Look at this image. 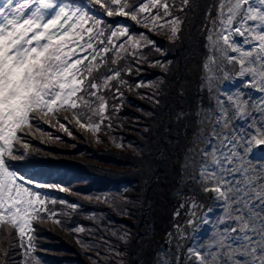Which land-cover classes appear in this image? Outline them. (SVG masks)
<instances>
[{
	"label": "snow or ice",
	"instance_id": "snow-or-ice-1",
	"mask_svg": "<svg viewBox=\"0 0 264 264\" xmlns=\"http://www.w3.org/2000/svg\"><path fill=\"white\" fill-rule=\"evenodd\" d=\"M189 4L190 0H0V231L9 237L8 246L0 248V264H10V253L17 248L21 264H33L35 224H61V213L49 207L57 201L40 189L69 191L40 184L13 167L12 161L31 150L28 138L52 139L42 125L72 136L74 125L99 141L101 131L112 127L109 112L119 111L105 93L111 92L113 101L122 100L121 88L127 85L123 75L134 71L120 69V62L129 56L137 64L146 62L140 50L155 47L145 32L133 35L124 25H108L107 18H129L149 33L166 31L174 41L184 23L174 13H183ZM214 7L215 15L211 9L206 13L210 54L202 65L211 99L195 113V139L203 147L187 149L192 155L182 167L191 170L187 181L207 204L196 196L185 197L180 208L187 207L192 217L187 224L199 223L190 235L174 224V232L166 234L168 242L187 240V246L181 250L177 243L174 253L161 249L155 264H264V0H217ZM152 66L164 67L158 61ZM233 70L243 89L221 95L216 78L228 79ZM69 207L75 210L78 205ZM173 215L180 216V210ZM127 236L120 238L126 241ZM111 251L113 256L123 255Z\"/></svg>",
	"mask_w": 264,
	"mask_h": 264
},
{
	"label": "trees",
	"instance_id": "trees-1",
	"mask_svg": "<svg viewBox=\"0 0 264 264\" xmlns=\"http://www.w3.org/2000/svg\"><path fill=\"white\" fill-rule=\"evenodd\" d=\"M216 3L190 0L183 13L175 12L184 23L174 41L166 31L149 33L129 18H107L108 25H124L133 35L145 32L155 47L140 50L146 62L137 64L131 56L120 62V69L134 71L123 75L127 85L121 88L122 100L113 101L112 93H105L119 111L109 112L112 127L101 131L99 141L74 125L72 136L42 125L53 138H28L31 150L11 162L40 184L69 189H40L57 201L49 207L61 213V224L49 220L35 224L33 264L153 263L157 245L166 242L179 217L173 215L180 209L175 192L182 177L181 161L197 130L195 113L208 107L211 99L201 84L202 65L210 54L206 13L211 9L215 15ZM157 61L164 67L152 66ZM138 81L145 86L136 88ZM181 114L183 118L178 119ZM72 203L78 208L71 209ZM80 226L85 231L76 233ZM125 233L126 241L120 238ZM14 237L13 232V243ZM8 243L9 237L0 231V248ZM113 248L123 255L113 256ZM10 257V264H21L18 248Z\"/></svg>",
	"mask_w": 264,
	"mask_h": 264
},
{
	"label": "rangeland",
	"instance_id": "rangeland-1",
	"mask_svg": "<svg viewBox=\"0 0 264 264\" xmlns=\"http://www.w3.org/2000/svg\"><path fill=\"white\" fill-rule=\"evenodd\" d=\"M206 61V60H205ZM205 70L203 69V78H204V76H205ZM219 75L217 76V78H216V81H215V85H216V88L218 89V83H219ZM201 86L202 87H206V85H204V81L202 80V84H201ZM209 96H210V93H209ZM204 108H206V107H204ZM194 139H195V135H194V138H193V142H194ZM193 144V143H192ZM191 144V145H192ZM190 145V146H191ZM190 146L187 148V149H189L190 148ZM187 149H186V152L185 153H187ZM185 155V154H184ZM184 158V157H183ZM182 164H181V170H182V167L184 166V162H183V159H182ZM190 171L191 170H189V171H182L183 173H184V176H183V173H182V177H181V180H180V182H179V185H178V187H177V189H176V195H177V198L180 200V201H182V202H184V200H185V197H190V196H196L197 197V199L201 202V203H203V204H205L204 203V198H201L200 196V194H198L197 193V191H195V185L194 184H191V183H189L188 181H187V176L189 175L188 173H190ZM185 173H186V176H185ZM201 211V210H200ZM189 214V213H188ZM197 214H199V212L197 213ZM179 218V217H178ZM177 218V219H178ZM190 218H192L191 216H190V214L189 215H187V218H182L181 220H179L178 222L179 223H177V224H180V225H182L183 226V231H184V233H185V231H186V226H187V221L190 219ZM182 240H177V239H171V242H170V247H166L165 245H162V244H160V245H158V246H160L159 247V249L161 250V249H164V252H169V250H171V252H176L177 251V249H176V245H177V243H180ZM163 253H161V251H159V253H158V255H157V259L162 255ZM157 259H156V261H157Z\"/></svg>",
	"mask_w": 264,
	"mask_h": 264
},
{
	"label": "bare ground",
	"instance_id": "bare-ground-1",
	"mask_svg": "<svg viewBox=\"0 0 264 264\" xmlns=\"http://www.w3.org/2000/svg\"><path fill=\"white\" fill-rule=\"evenodd\" d=\"M218 80H219V83H218V91H219V93L221 95L225 91H235L237 88L243 89V84L239 80H237L235 78V71L234 70L232 72L231 77H229L228 79H225L222 75H219V79ZM195 147H203V142L202 141H196V139H194V142L190 146V148H195ZM191 155L192 154L189 153L188 151H187V153H185L184 158H183L184 165L187 162V159L186 158H189ZM183 176H184V173H183ZM185 176H186V173H185ZM195 189H196V186H195ZM197 193H198V191H197ZM200 195H201L200 196L201 198H204L203 194H200ZM204 203L207 204V200L205 198H204ZM181 246H182V244H181Z\"/></svg>",
	"mask_w": 264,
	"mask_h": 264
},
{
	"label": "water",
	"instance_id": "water-1",
	"mask_svg": "<svg viewBox=\"0 0 264 264\" xmlns=\"http://www.w3.org/2000/svg\"><path fill=\"white\" fill-rule=\"evenodd\" d=\"M203 210H201V212H202ZM200 212V213H201ZM200 215V214H199ZM199 223V221H197V224ZM197 224H193V225H189V227L187 228V234H191L192 233V230H193V228L194 227H196L197 226ZM187 243H188V241L187 240H184V242H183V244H182V247H181V250L183 249V247H186L187 246Z\"/></svg>",
	"mask_w": 264,
	"mask_h": 264
}]
</instances>
